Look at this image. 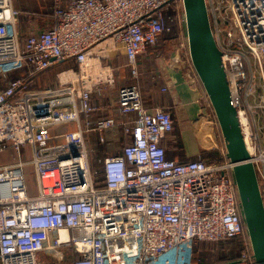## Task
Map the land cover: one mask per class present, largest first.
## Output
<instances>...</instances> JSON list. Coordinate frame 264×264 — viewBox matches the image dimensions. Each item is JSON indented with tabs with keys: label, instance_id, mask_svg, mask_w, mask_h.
Returning <instances> with one entry per match:
<instances>
[{
	"label": "built area",
	"instance_id": "1",
	"mask_svg": "<svg viewBox=\"0 0 264 264\" xmlns=\"http://www.w3.org/2000/svg\"><path fill=\"white\" fill-rule=\"evenodd\" d=\"M54 1L55 22L22 36L21 9L0 0V66L28 71L0 89V150L20 156L0 165V264H197L199 240H237L229 264H257L226 149L214 160L170 158L163 139L174 130L173 114L148 106L137 84L140 55L177 20L186 25L184 1ZM173 4L177 17L168 14ZM207 6L264 195V0ZM182 46L189 51L188 34ZM121 56L132 84H119ZM60 62L67 65L56 71L57 84L33 85ZM117 84V114L99 112L94 95ZM207 100L201 97L203 107ZM92 136L120 146L99 170Z\"/></svg>",
	"mask_w": 264,
	"mask_h": 264
},
{
	"label": "crops",
	"instance_id": "2",
	"mask_svg": "<svg viewBox=\"0 0 264 264\" xmlns=\"http://www.w3.org/2000/svg\"><path fill=\"white\" fill-rule=\"evenodd\" d=\"M69 1L61 0L64 4ZM12 2L14 6L22 11L19 24L22 36H27L38 29L47 28L55 22L53 14L54 0H12ZM171 33L165 32L162 34L157 46L140 55L139 63L142 76L137 84L144 92L145 103L148 106H164L169 108L173 114L174 130L163 139L167 155L170 158L187 160L201 156L204 152H210L212 158L215 156L217 157L215 159L222 158L226 156V146L223 136L221 139L217 131L218 124L215 123L218 121H216L214 108L206 91L201 88L199 80H194V82L193 78L190 77V74H193L192 60L186 55L187 52L183 51L181 53V49L177 46L174 47L177 40L174 37L175 35ZM186 50L188 51L187 48ZM3 65L0 66V72L5 71ZM10 68L14 67L11 66ZM125 71L126 68L121 75L125 74ZM45 74L47 73L44 72L41 76L45 77ZM8 81H6V84ZM127 83L132 84L134 81L129 80ZM3 86L1 84L0 89ZM164 86H167L168 89L163 90ZM202 96L208 97V106L206 107L202 105ZM94 100L98 105L99 112L117 114L116 105L108 95V91L94 95ZM71 127L70 125H59L54 128L53 132H62ZM7 150L11 151L12 154H17V160L0 163V165L15 163L20 159L13 148ZM213 246L215 248V245ZM232 247L229 242H218L212 254H199L201 256L199 259L200 264L231 263L232 261H227V259L224 261L217 260V257L231 255L227 253L220 254L219 251L228 252ZM227 248L229 249L227 250ZM216 252L218 254H213Z\"/></svg>",
	"mask_w": 264,
	"mask_h": 264
},
{
	"label": "water",
	"instance_id": "3",
	"mask_svg": "<svg viewBox=\"0 0 264 264\" xmlns=\"http://www.w3.org/2000/svg\"><path fill=\"white\" fill-rule=\"evenodd\" d=\"M189 53L214 108L234 163L242 210L257 264H264V195L241 127L231 82L211 24L207 0H183Z\"/></svg>",
	"mask_w": 264,
	"mask_h": 264
},
{
	"label": "rangeland",
	"instance_id": "4",
	"mask_svg": "<svg viewBox=\"0 0 264 264\" xmlns=\"http://www.w3.org/2000/svg\"><path fill=\"white\" fill-rule=\"evenodd\" d=\"M175 16L177 17L178 16V13L176 12ZM174 32L171 33L173 35H175L174 37H176L175 39L177 40L175 42V46H177V48L181 49V53H183V51H185V53L187 52L186 55H188L190 58V53L186 50V48L183 49V46H182V42L185 41V39L187 38V26L185 25V23L183 22H180L177 20L176 22V25L174 27ZM180 53V54H181ZM120 63L122 66H124L126 68V71H125V74H122L121 75V78H120V83H123V82H126L129 81V80H132L131 76H130V68L129 66L127 65V61H126V58L124 56H121L120 59H119ZM67 63L66 62H60L58 64H55L53 65L49 71H47L45 74V77L44 76H39L36 80H35V84L33 85H55L57 84V80H56V71L63 67V66H66ZM12 65L10 64L9 66H5L4 68H7V67H11ZM25 70H24V69ZM23 68H20L19 66L14 69V68H9L8 70H5V71H1L0 72V85H5L6 84V81H8L10 78L14 77L15 75H25L28 73L27 71V68L24 66ZM24 70V71H23ZM23 73V75H22ZM142 76V75H141ZM133 81V80H132ZM141 81V80H140ZM119 84H117L114 88L108 90V95H110V98L112 101H114V104H115V101L117 102V99H118V89H119ZM144 94V92H143ZM145 97V96H144ZM114 99V100H113ZM217 121V120H216ZM215 124H218L219 123H215ZM70 126H72L70 124ZM220 127V126H219ZM92 141L94 139H96V137L92 136ZM113 143H110V144H107V143H99L97 141H93V143L91 144V146L93 147L92 149V153H91V161H92V165L94 166V169L96 170H99V167L101 165V160L108 154L110 153H114L116 151L119 150L120 146L119 145H115ZM26 150V154L24 156V160H25V164H24V168H25V172H26V176H27V183H28V188H29V191L30 193H37L38 192V184H37V179H36V175H35V166H34V163L32 162V152H31V149L30 148H25ZM16 155L15 153L12 154L11 151L9 150H4V151H0V163H8L10 161H14V160H17L16 158ZM229 242V245L231 243V245L233 246L232 248H227V250L229 249L228 252H225V251H219L220 254H238L239 253V248L238 247V241L237 240H221L219 242ZM218 244V241H212V242H205L203 244V246L196 248V252L198 250L199 254H211L215 249H216V245ZM215 245V248L214 246ZM197 254V253H196ZM215 254H218L217 252Z\"/></svg>",
	"mask_w": 264,
	"mask_h": 264
},
{
	"label": "trees",
	"instance_id": "5",
	"mask_svg": "<svg viewBox=\"0 0 264 264\" xmlns=\"http://www.w3.org/2000/svg\"><path fill=\"white\" fill-rule=\"evenodd\" d=\"M176 12H177V4H173L172 6H171V8L168 10V14L170 15H175L176 14ZM171 33V32H170ZM124 66H122L121 67V73L124 71ZM24 71V70H23ZM18 76V75H17ZM16 75L14 76V77H17ZM14 77H12V78H14ZM199 84H200V86H201V88L203 89V90H205L204 89V87H203V85H202V83H201V81L199 80ZM217 119V118H216ZM217 131H218V134L220 135V137H221V139H222V132H221V129H220V127H219V125H218V129H217ZM62 140V138L61 137H57V138H53L51 141L52 142H59V141H61ZM210 152H204L201 156H197V157H194V158H199V159H205V160H214L215 158H217L216 156L215 157H213L212 158V155H210L209 154ZM221 158V157H220ZM93 168H94V166H93ZM98 182H101L100 180L98 181ZM205 242H212V241H204V240H199L197 243H196V245H195V248H194V253H195V258H194V260H195V262L197 263V264H200V255H199V252H198V250H197V252H196V248H198V246L199 247H201V246H203V244L205 243ZM197 253V254H196ZM212 254V253H211ZM213 254H215V253H213ZM236 255H234V254H231V255H229V256H224V257H217V260H220V261H224V260H226L227 259V261L228 260H230V261H234V260H236Z\"/></svg>",
	"mask_w": 264,
	"mask_h": 264
}]
</instances>
